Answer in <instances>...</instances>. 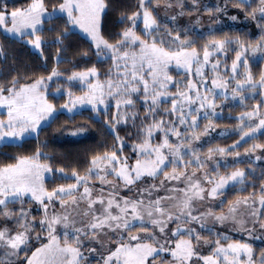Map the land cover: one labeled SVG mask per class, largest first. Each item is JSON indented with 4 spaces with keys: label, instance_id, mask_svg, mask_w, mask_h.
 Listing matches in <instances>:
<instances>
[{
    "label": "snow or ice",
    "instance_id": "6c2138e0",
    "mask_svg": "<svg viewBox=\"0 0 264 264\" xmlns=\"http://www.w3.org/2000/svg\"><path fill=\"white\" fill-rule=\"evenodd\" d=\"M151 3L152 0H139V11L121 15L120 22L130 21L131 25L119 33L115 43H110L101 34L102 16L109 6L107 0H62L51 13L45 0H30L27 7L11 12L6 7L0 9V28L21 38L26 35L32 37L27 43L36 49L41 48L42 38L38 32L45 18L55 13L66 14L68 23L78 27L90 39L97 56L102 57L103 54L113 61L117 69L116 80L109 76L101 83L95 67L68 76V81L78 80L86 85L87 91L75 98L68 92L69 99L63 108L71 112L77 105L87 104L97 110L99 105L106 106V98H113L117 109L113 118L114 129L115 124L127 123L129 118L135 120L138 117L136 112L130 116L127 112H121L122 109L134 107L136 101L133 97L142 98L145 105L139 130L142 139L132 145L135 153L133 163H129L130 158L123 155L124 141L116 135L113 150L93 156L86 175L73 170L71 178L74 183L60 185L51 191L45 187V179L53 169L41 162L40 151L32 156L17 157L14 163L0 166V217L15 220L16 224L15 231L7 227L0 229V250L6 258L0 260V264H17L21 253L26 264H82L83 240H95L104 247L101 237L109 244L115 243V248L102 256L103 264H157L158 261L159 264H264V252L260 254L258 262L255 261L253 247L247 242L230 241L229 237L224 236L222 239L228 242L222 243L221 234L209 241L195 227H182L195 224L205 228L209 221L213 224L231 221L239 225L237 230L247 231L249 235L255 223L264 229V214L260 211L264 209V183L259 193L253 192L230 202L227 212L217 214L204 203L222 197L229 185L245 182V170L235 169L221 175L215 168L210 172L208 162L217 155L225 157L232 152L239 157L240 153L235 150L241 141L264 133L261 104L240 114L237 125L240 140L230 147L209 148L203 159L194 147V142L214 127L212 117L218 115L216 108L219 107L216 100L219 96L227 99L229 80L236 81L232 89L234 100L239 97L243 103L245 90L253 95L259 90L260 95L264 96V71L258 78L254 77L246 56L249 50L253 55L264 53V37L254 45L245 44L238 38L235 41L228 38L211 39L204 45L201 54L195 41L182 38L179 32L173 35L172 31L166 30L161 34L160 23L147 6ZM246 3L247 0H239L236 6ZM166 6L172 5L168 3ZM257 14L264 19V0H259L258 6L248 13L252 19H256ZM172 19L175 20V17ZM138 22L143 24V38L137 34ZM64 35L66 32L61 33V36ZM233 43L238 45V50L233 49L235 58L231 64V76L229 80H224L218 72L220 60L211 62V58L226 54ZM209 64L214 73L210 86L205 72ZM241 67L243 73L238 71ZM172 68L187 75L183 88L180 87L181 82L175 81L170 74ZM59 75L53 69L47 81ZM193 75L199 79H192ZM238 76H242V79H237ZM17 83L14 78L11 87L0 86V108L6 109L7 115V119H0V141L19 140L26 134L37 133L41 124L57 111L48 101L44 77L19 87ZM170 86L176 87L175 93L170 92ZM169 100L170 107L163 109V112L175 119H157L161 104ZM201 113L208 124L203 133L198 134ZM180 127H184L185 131L181 132ZM158 132L163 133V138L160 143L154 144L153 138ZM172 136L176 137L175 143L171 142ZM257 149L264 150V144H253L245 150V155ZM256 159L261 157L257 156ZM57 171L64 176L63 168ZM109 176L113 179H108ZM160 176L163 179L159 180V184L152 183L138 189L134 196L119 195L121 188L133 192L138 182L145 178L156 180ZM93 180H98L102 185L99 190L91 186ZM173 181L184 186L167 187ZM104 185L108 186L107 192ZM162 188L169 194L153 197V192H159ZM26 202H35L43 209L44 215L39 225L46 233V242L31 251V255H28V251L33 239L35 218L29 219V212L23 208ZM16 203L22 205L19 210L8 207ZM56 203L60 205L59 212L55 210ZM257 203L260 208L255 207ZM245 217L252 218L253 229L246 227ZM169 224L176 226L169 230ZM58 226L63 229L62 235L57 233ZM109 233L116 234L118 238L114 239ZM34 238L40 240L41 233L37 232ZM203 244L214 245L209 255L200 253ZM90 251L96 252V249ZM162 253H167L171 259L165 260Z\"/></svg>",
    "mask_w": 264,
    "mask_h": 264
},
{
    "label": "trees",
    "instance_id": "16d2710c",
    "mask_svg": "<svg viewBox=\"0 0 264 264\" xmlns=\"http://www.w3.org/2000/svg\"><path fill=\"white\" fill-rule=\"evenodd\" d=\"M62 0H45L46 7L51 9L58 6ZM239 0H233L236 6ZM30 0H10L5 3L9 10L27 7ZM108 8L102 16L101 34L111 43L119 39V33L125 28L130 27V21L120 22L121 15H131L140 10L139 0H107ZM258 6L257 0H251L241 5L246 15ZM0 4V9H2ZM264 27V19L260 21ZM66 35L61 36V33ZM42 38L41 52H37L25 41L27 36L17 38L6 34L0 28V86L4 88L11 87V82L15 78L19 85L30 84L40 77L49 76L53 69L57 68L61 78L55 80L50 85V90L57 89L58 84L67 86V78L73 72L85 71L95 67L100 72V78L105 79L110 76L112 71V62L109 59H101L96 54V49L92 42L82 35L79 31L72 28L68 23L67 16L56 15L46 19L43 27L38 32ZM261 34H252L248 29L226 27L213 32H207L204 35H197L195 46L203 47L211 39H239L245 44L254 45L261 38ZM196 37V35H195ZM228 56L224 60L226 67H229L234 59L235 51H228ZM86 53V55H85ZM59 57V59H58ZM263 61L252 65L254 77L258 78L262 71ZM75 92H78V86L71 84ZM48 100L56 108H60L67 100L65 94L55 96L48 95ZM248 99L247 101H249ZM255 99L254 101H258ZM251 107L243 108L241 105L228 106L224 109V115L214 119V122L220 127H235L240 121L238 116ZM141 112L144 110L140 108ZM143 118L137 119L133 124L121 125L114 132L113 126V108L107 112H100L96 116L93 110L84 109L74 114L58 112L55 117L34 137L24 139L19 143L0 144V166L14 163L17 157L32 156L37 151L42 153L41 161L50 165L53 169L51 177L45 180V187L51 191L60 185L74 183L71 173L76 170L80 175H86L93 156L102 154L106 151H112L116 145V135L125 141L124 149L129 151L132 145L140 141V127ZM85 126L92 131V135L76 140L63 139L58 137V133L67 127ZM240 140V132H234L217 138L209 146L204 148L203 154H207L209 148L225 147L228 148L236 141ZM264 143V133L252 138L237 147V151H244L254 143ZM247 164L239 163L233 166H221L218 170L227 173L239 167L245 168ZM64 169V176L57 169ZM171 168L169 167L168 170ZM254 172H248L243 184H235L224 191L223 202L216 209L221 211L225 209L230 202L237 198L249 196L251 193H259L261 184L264 183V165L254 166ZM67 177V178H65ZM239 185H242L239 188ZM264 214V210H263ZM138 230V229H137ZM209 236L210 234H205ZM245 241L244 238H235L231 240ZM230 240V241H231ZM227 242V241H225ZM253 244V243H252ZM257 251H261L264 246L253 244ZM32 249L28 251L31 254ZM17 264H26L24 255L21 253Z\"/></svg>",
    "mask_w": 264,
    "mask_h": 264
},
{
    "label": "rangeland",
    "instance_id": "374dc122",
    "mask_svg": "<svg viewBox=\"0 0 264 264\" xmlns=\"http://www.w3.org/2000/svg\"><path fill=\"white\" fill-rule=\"evenodd\" d=\"M8 1H10V0H0V4L2 5L3 8H5V3H7ZM250 1L251 0H247V2H250ZM257 1L259 2V0H257ZM168 3H171L172 6L167 7L166 5ZM147 6L153 12V15L156 16L158 19V21L160 23L161 34L165 33L166 30L172 31L173 35H175L177 32H179L182 38H187V39H190V40H193L196 42L197 41V35H204L207 32H213V31L220 30V29H223L226 27H234V28H239V29L246 28L252 34H259L260 33L262 35L261 37H264V27L260 23V21L262 19L260 18L259 14H257L256 19H252L251 16L246 15L245 11H243L241 8L234 6L233 0H195V2H194V0H152V3L150 5H147ZM56 7H58V6H56ZM52 9L53 8H51V9L48 8L49 13L52 12ZM218 9H219V11H218ZM7 11L11 12L12 10L7 9ZM56 15H65L66 16V14L55 13L50 17H46L45 20L49 19L51 17H54ZM172 17H175V20H173ZM232 17H236V19L233 20ZM42 27H43V25L41 26V28ZM72 28L79 31L82 35H84L86 38H88L87 35L85 33H83L78 27H74L72 25ZM142 29H143L142 22H138L137 34L141 35L143 38ZM3 31H4V29H3ZM5 33L9 34L10 36H13V37L21 38L17 35H13V34L8 33V32H5ZM195 35H196V37H195ZM31 38L32 37L27 36L25 38V41H28ZM231 40L235 41V39H231ZM41 46H42V44H41ZM203 47H197V49L201 51V54H202ZM32 48L34 50H36L37 52H41V48L36 49L33 46H32ZM233 49L238 50V45L233 43L232 45H230L226 54L214 55L211 58V62H215L216 59L220 60L221 63H220V68H219L218 72H219V76L224 80H229V77L231 76V65L229 67H226L224 60L228 56V53H229L228 51L229 50L233 51ZM246 56L249 60V66H250L251 72H252V65L259 62V61H263L262 71H264V53H257L256 55H253L251 53V50H249L246 53ZM100 58L101 59H109L113 65V61L110 58H108L107 56L102 54V57H100ZM234 58H235V56H234ZM55 70L57 72H59V70L57 68H55ZM97 71L99 73V77H98L99 81L101 83H104L109 77H107L105 79H101L100 78V72L98 69H97ZM121 71H122V69H121ZM238 71L240 73H243V71H244L243 67L239 68ZM116 72H117V69L114 68V66H112V71L110 73V76L113 80L117 79ZM205 72L207 74L209 86H210L211 79L213 78V75H214V73L211 70L210 64L205 68ZM170 74L173 76V79L175 81L181 82L180 87L183 88V82H185L188 79L187 75L184 74L182 71L177 70L175 68H172L170 70ZM252 74L254 76L253 72H252ZM47 77L48 76L44 77L46 80V83H47V90H46L47 98H48L49 94H54L55 96H60L62 94H65L67 97V100L65 103H67L68 99H69L68 98V92H71L73 98H75L77 96H82L84 94V92L87 91L86 85L81 84L78 80L77 81H68L67 80V83H68L67 86H63L61 84H58L57 89H55L54 91H51L50 85L55 80H58L59 78H61V74L58 77H53V79L51 81H47ZM192 79L198 80L199 78L195 77L193 75ZM237 79H242V76H238ZM92 82L93 83L95 82V78L92 79ZM71 84L77 85L79 91L75 92L72 87H69ZM235 86H236V81L235 80H229L228 88L226 90L227 99H225L224 96H219L216 100V104L219 105V107L216 108V112L218 113V115L215 117H212L214 127L208 131L207 135H201L200 140L194 142V147L200 152L202 159L206 155V154H203L204 148L209 146V144L211 142L215 141L217 138H219L221 136L232 134V133L238 131L237 126H235V127H220L214 122L215 118H218V117H221L224 115V109L226 107L231 106V105L232 106L241 105L243 108L251 107L250 109L246 110V111H251L252 107L254 105L261 104V112L264 113V96L260 95L259 90H257V93L255 95H253L249 91L245 90L243 92V95L246 97V99H244L243 103H241L239 97H237V99H235V100L232 99V89L235 88ZM58 89L60 91H57ZM169 90H170V92L175 93L176 87L170 86ZM217 91L219 92L222 90H217ZM5 94L7 95V93H5ZM257 98L259 100L254 101ZM133 99L136 101L134 107L128 108V109H122L121 112H122V114L124 112H127L129 114V116L131 115L132 112H136V113H138V117L135 120L129 118L127 123L122 122L119 124H115L114 129H113V126H111V129L114 132L116 131V128L118 126L133 124L137 119L144 118L145 105L142 102V98L138 99L136 97H133ZM248 99H250V100L247 101ZM50 103H52V102H50ZM115 103H116L115 99L106 98V106L105 105H99L97 110H93L91 105L85 104V105H77L71 112L68 111L67 109L63 108L62 107L64 105L63 104L60 108H56L57 111L54 113V115L49 120L44 121L41 124L40 129L43 126L47 125L55 117V115L61 111L65 112L67 114H74V113L80 112L84 109H91L94 111L96 116L99 117L100 112H107L110 108H113V118H114V116H116V113H117ZM70 107H71V105H70ZM160 107H161V111L158 114L157 119H160L161 117H163L165 120H174L175 119L174 116H167L163 112V109L170 107V100L167 103L161 104ZM140 108H142L144 111L141 112ZM246 111H244V112H246ZM0 119H7L6 109H4V108H0ZM206 124H208V120L204 119L203 113H201V119L199 121V128L197 130L198 134L203 133L204 127ZM40 129H39V131H40ZM180 131L184 132L185 128L180 127ZM38 132L26 134L22 139H19V140L13 139V140L0 141V144H3V143H19L26 138L36 136L38 134ZM262 134L263 133H257L255 137L260 136ZM91 135H92V131L88 127H85V126L67 127L58 133L59 138H63V139L67 138V139H72V140L89 137ZM162 138H163L162 132L156 133L154 138H153V143L154 144L160 143L162 141ZM141 139H142V136L140 135V141H141ZM170 139H171V142H173V143L176 142V137L172 136V137H170ZM250 139H252V138L251 137L246 138L244 141H241L240 144H243L244 142H246ZM140 141H138V143ZM125 144L126 143L124 141V146H125ZM254 144H264V143L256 142ZM237 150L238 149L236 148L235 151H237ZM238 152L240 153L239 157L235 156V152H232L231 154H228L225 157H220L218 155L215 156L213 161L208 162L209 171L211 172V169H213V168L218 170L219 167H221V166L227 167V166L237 165L239 163H245V164H247V166L245 168L239 167L238 169L245 170V172L247 174L248 172H250V173L254 172V170H253L254 166L264 165V150L257 149L254 153H251L248 155H245V150L244 151H238ZM118 155H120V153H118ZM123 155L128 156L130 158L129 163L134 162L135 153L132 151V149H130L129 151H126L125 149H123ZM257 156H260L261 159L257 160L256 159ZM189 171H191V169H189ZM231 171H233V170H231ZM231 171H229L227 173H222L220 171H217V172H219V174H221V175H225V174H229ZM52 174H53V172L46 174V179L51 177ZM211 174L215 175V173H211ZM197 175L199 176L200 173L198 172ZM108 179H113V178L111 176H109ZM160 179H163V177L160 176L156 180H151L149 178H145L144 180L138 182L134 186L133 192H129V191H127V189L121 188L119 195L121 197L134 196V195H136V190L147 187L152 183L159 184ZM117 183H119V182L117 181ZM236 184H239V183H236ZM232 185H235V184H232ZM232 185H229L227 188H229ZM91 186L95 190H99L102 187V185L100 184V182L98 180H93L91 182ZM174 186L183 187L184 185L182 183H178L176 181H173L170 184H168L167 187L171 188ZM241 186L242 185H239V188ZM103 187L105 188V192H107L108 186L104 185ZM82 190L83 189L81 188L80 191L82 192ZM93 194L95 195L96 192L94 191ZM168 194L169 193L165 189L162 188L159 192H153V197L165 196ZM222 202H223V197H220L217 200H207L204 203L208 207H211L217 214H219L221 212H227V209L229 206L228 205L225 209H223L221 211L216 210L221 205ZM8 207L10 209L19 210L22 207V205L20 203H16L14 205L9 204ZM81 207H83V205H81ZM96 207L99 208V205H97ZM255 207L260 208V205L257 203L255 205ZM23 208L25 209V211L29 212V219L35 218L34 231L32 233L33 239L30 241V249H32V251H33V250H35V248L39 247L41 245V243L46 242V240L44 239V237L46 236V233L42 232L40 225H39V221H40V219L43 218L44 213H43V209L40 207V205L35 203V202H26L23 205ZM55 210L57 212L61 211L59 203L55 204ZM263 210L264 209H260L262 214H263ZM50 212H51V209H50ZM262 218H264V216H262ZM245 221H246V227L248 229H253L252 218L251 217H245ZM77 226L79 227L80 225L77 224ZM175 226H176L175 224H169L168 229L169 230L174 229ZM4 227L9 228L11 231H15L16 230L15 220H5L2 217H0V229H3ZM182 227H195L199 232H201L202 237L204 239L209 240V241L215 240L217 238V234H221V242L222 243H226L222 239V237H224V236L229 237L230 240L235 239V238H244V239H246L245 241H241V240H237V239L231 240V241H241V242H247V243L251 244L253 247V250H254L253 259L257 262L259 260L260 254L262 252H264V248L261 249V251L259 252L256 250V247L253 246V244L264 246V229L260 228L259 223H255V227H254L251 235H249V233L247 231H244L242 229L237 230V229H239V225H234L233 222H231V221H228L224 224H220V223L213 224L211 221H209L205 228H200L199 225H195V224L194 225H182ZM37 232L41 233V239L40 240H36L34 238ZM57 233L61 234V235L63 233V229L60 228L59 226L57 227ZM133 234H135V232H133ZM205 234H210V235L206 236ZM109 235L112 236L114 239L118 238L116 236V234L109 233ZM141 235H143V233H141ZM157 235H159L158 231H157ZM101 240L105 243L104 247L101 246L100 242H97L95 240H90V239H84L83 240V247L81 248V251L83 253L84 259L82 261V264H103L102 256L107 255V251L109 249H114L115 243L109 244L106 242L105 238H103V237H101ZM212 247H214V245H212V244H203V246L199 249V251L202 255H209ZM93 248L96 249V252L90 251ZM161 255L165 260L171 259V257L167 253H162ZM4 259H6V258L3 256V251L0 250V260H4ZM13 259H15V258H13ZM157 264H159V261L157 262ZM201 264H202V262H201Z\"/></svg>",
    "mask_w": 264,
    "mask_h": 264
}]
</instances>
